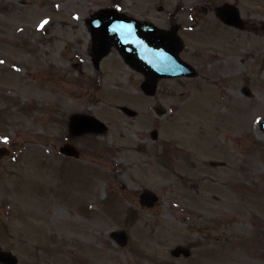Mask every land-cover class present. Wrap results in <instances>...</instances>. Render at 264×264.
<instances>
[{
	"label": "rangeland",
	"instance_id": "rangeland-1",
	"mask_svg": "<svg viewBox=\"0 0 264 264\" xmlns=\"http://www.w3.org/2000/svg\"><path fill=\"white\" fill-rule=\"evenodd\" d=\"M118 1L176 26L195 74L159 79L149 96L116 48L95 67L86 18L108 0H0V146L11 151L0 158L1 248L17 264H264V0ZM224 2L242 27L219 18ZM74 113L107 130L70 135ZM66 141L79 160L59 153ZM141 189L154 206L140 205ZM119 229L123 247L109 235Z\"/></svg>",
	"mask_w": 264,
	"mask_h": 264
},
{
	"label": "water",
	"instance_id": "water-1",
	"mask_svg": "<svg viewBox=\"0 0 264 264\" xmlns=\"http://www.w3.org/2000/svg\"><path fill=\"white\" fill-rule=\"evenodd\" d=\"M234 16L237 19L236 10L233 9ZM225 21L231 20L228 15L223 14ZM91 34L93 36V54L95 63L106 55L112 43L119 50L126 62L130 63L147 77L143 84L146 93L152 94L156 86V80L164 76L192 75L194 71L185 62L177 56L180 48V40L171 32L153 28L151 25L143 24L128 18L123 14H117L111 10H103L94 14L90 19ZM122 110L130 115L135 111L122 107ZM156 111L161 113L160 107ZM76 124L75 131L96 130L102 131L105 126L92 117L77 115L73 118ZM90 122V124H88ZM155 137V132L152 134ZM61 150L67 154L76 155V150L67 145H63ZM8 151L0 147V156ZM142 203L151 205L156 199L150 191L141 194ZM122 236V242H125L126 235L124 231L112 232V236ZM0 263L16 264V256L8 250L0 248Z\"/></svg>",
	"mask_w": 264,
	"mask_h": 264
},
{
	"label": "bare ground",
	"instance_id": "bare-ground-1",
	"mask_svg": "<svg viewBox=\"0 0 264 264\" xmlns=\"http://www.w3.org/2000/svg\"><path fill=\"white\" fill-rule=\"evenodd\" d=\"M214 34H216V33H214ZM223 41H224V40H222L221 42H219V38H218V36H216V35H212V34H210V36L206 38V44H209V45H211V46H220V47H221ZM216 56H217L216 53H214V52H210V54L208 55V58H209V59H215ZM236 128L239 129L238 126H237ZM206 136H210V126L208 125V123H207V132H206ZM218 152H219V150H214L211 154H213V155H217V156H218ZM224 156H225V157H228V155H224ZM225 168H226V167H223L222 169H220V170H215L214 172H217V173H218V172H221V171H223ZM226 198H227V195L223 194V195H222V200H226Z\"/></svg>",
	"mask_w": 264,
	"mask_h": 264
},
{
	"label": "flooded vegetation",
	"instance_id": "flooded-vegetation-1",
	"mask_svg": "<svg viewBox=\"0 0 264 264\" xmlns=\"http://www.w3.org/2000/svg\"><path fill=\"white\" fill-rule=\"evenodd\" d=\"M110 7H114V2L111 3V6H110ZM141 21H143L144 23H151V22H152V21L146 19L145 17H143V18L141 19ZM243 23H244V21H243V19H242L241 22H240V24H239V27H242V26H243ZM68 124H69V122H68Z\"/></svg>",
	"mask_w": 264,
	"mask_h": 264
},
{
	"label": "snow or ice",
	"instance_id": "snow-or-ice-1",
	"mask_svg": "<svg viewBox=\"0 0 264 264\" xmlns=\"http://www.w3.org/2000/svg\"><path fill=\"white\" fill-rule=\"evenodd\" d=\"M6 142V141H5Z\"/></svg>",
	"mask_w": 264,
	"mask_h": 264
}]
</instances>
